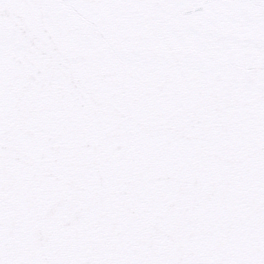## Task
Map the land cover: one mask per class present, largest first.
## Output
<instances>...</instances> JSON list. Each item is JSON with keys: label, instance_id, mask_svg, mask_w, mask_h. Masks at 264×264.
<instances>
[{"label": "snow or ice", "instance_id": "snow-or-ice-1", "mask_svg": "<svg viewBox=\"0 0 264 264\" xmlns=\"http://www.w3.org/2000/svg\"><path fill=\"white\" fill-rule=\"evenodd\" d=\"M0 264H264V0H0Z\"/></svg>", "mask_w": 264, "mask_h": 264}]
</instances>
